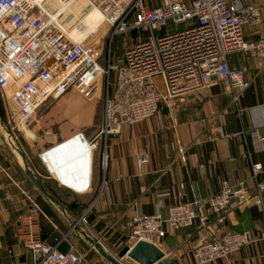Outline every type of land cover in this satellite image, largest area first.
Listing matches in <instances>:
<instances>
[{"label": "crops", "instance_id": "obj_1", "mask_svg": "<svg viewBox=\"0 0 264 264\" xmlns=\"http://www.w3.org/2000/svg\"><path fill=\"white\" fill-rule=\"evenodd\" d=\"M52 1L56 9L64 8L67 2ZM257 3L260 21L242 26L247 40L264 37V0ZM64 10L72 40L91 37L97 41L102 36L103 14L98 8L77 0ZM227 62L246 68L247 87L239 92L236 107L220 80L209 76L203 86L172 97L171 107L161 105L156 114L123 125L117 134L109 135L102 167L95 150L90 168L84 155L100 115L98 75L92 78L87 96L69 91L49 99L27 123L17 122L18 107L8 96H0V264L31 263L16 234L18 220L30 202L43 214L39 222L46 243L59 241L60 250L73 245L85 252L91 264H112L98 253L94 241L114 256L124 245L128 232L125 222L133 211L165 215L175 202L201 201L215 193L222 180L231 186L242 182L245 201L226 209L221 221L204 207H195L205 216L204 225L195 221L191 227L167 233L155 244L170 264H194L191 250L208 231H247L253 240L206 264H264V238L259 237L264 227V139L252 154V160L261 164L254 178L242 157L250 130L256 128L264 138V68L258 70L255 59L244 52L228 54ZM5 124L13 131H7ZM76 132L82 134L84 142L68 137ZM18 137L26 142L28 153L17 145ZM178 148L183 149V155H178ZM73 153L75 156L67 160V154ZM142 153L147 154V162L139 165L137 158ZM27 169L55 202L39 190ZM179 182L183 183L181 188ZM257 183L262 186L258 204L254 202ZM87 208L82 222L79 218ZM120 261L135 264L125 256Z\"/></svg>", "mask_w": 264, "mask_h": 264}, {"label": "built area", "instance_id": "obj_2", "mask_svg": "<svg viewBox=\"0 0 264 264\" xmlns=\"http://www.w3.org/2000/svg\"><path fill=\"white\" fill-rule=\"evenodd\" d=\"M76 1L67 0L64 8ZM82 1L103 14L102 35L108 41L105 52L88 50L85 38L72 40L65 26L68 15L64 8L56 9L52 0H0V96H7L9 91L18 107L17 122L27 123L49 99L69 91L87 96L92 78L98 75L100 115L95 133L87 141L89 168L98 141L103 142L102 167L109 135L117 134L123 125L130 126L156 114L161 105L171 107L172 97L203 86L209 76L220 80L236 107L239 92L247 87L246 68L229 66L228 54L244 52L255 59L258 70L264 68V37L247 40L242 34L243 25L260 21L257 0ZM117 36L123 37L122 43L113 49ZM247 134L249 144L242 157L254 178L261 164L252 160V154L259 150L264 138L256 128ZM78 135L82 136L76 132L68 137ZM177 152L183 155L184 151L178 148ZM146 162L147 154H140L137 163ZM182 186L179 182L178 187ZM256 186L254 202L258 204L262 186ZM245 199L242 182L231 186L222 180L215 193L201 201L175 202L167 207L165 215L133 211L125 222L128 232L124 245L130 247L138 240L155 244L167 233L191 227L195 221L204 225L205 216L198 213V206L221 221L226 209ZM87 211L88 208L79 218L82 222ZM42 215L38 205L30 202L18 220L17 239L29 252L30 264H91L85 252L73 245L60 250L59 241L46 243L41 237ZM259 237L264 238V227ZM251 240L247 231L210 230L191 250V256L194 264H206L229 256Z\"/></svg>", "mask_w": 264, "mask_h": 264}, {"label": "water", "instance_id": "obj_3", "mask_svg": "<svg viewBox=\"0 0 264 264\" xmlns=\"http://www.w3.org/2000/svg\"><path fill=\"white\" fill-rule=\"evenodd\" d=\"M78 138L84 142V139L81 135H78ZM74 156V153L67 154V160L72 159ZM24 166L26 167L25 163ZM26 172L28 176L35 182L39 190L47 198L55 202L52 197L44 190L41 184L35 179L33 173L28 169ZM94 247L103 258L107 259L112 264H123L120 259L124 256L135 264H170V260L164 256V253L159 247H157L152 242L144 240H138L130 247L126 245L121 246L114 256L106 252V250H104L97 241H94Z\"/></svg>", "mask_w": 264, "mask_h": 264}, {"label": "rangeland", "instance_id": "obj_4", "mask_svg": "<svg viewBox=\"0 0 264 264\" xmlns=\"http://www.w3.org/2000/svg\"><path fill=\"white\" fill-rule=\"evenodd\" d=\"M103 31H104V28H103ZM122 38H123L122 36H117L114 38L113 43H112L113 49L119 48L121 46ZM83 43L88 50H91L95 54L98 52H105V50L108 47L107 38L103 35L101 37H99L97 39V41H94L93 38H91V37H86L83 40ZM6 93H7V96L12 100V98L10 96V92L7 91ZM5 125H6L7 131L11 132L12 126L10 127L9 124H5ZM18 142H19V144L16 142L17 145L24 151V153H26V152L28 153V147H27L26 142L23 141L21 137H18ZM102 150H103V142H102V140H100V141H98V143L96 145V149H95V151L98 153V156H99L98 157L99 158V167H100V162H101L100 157H101ZM27 155H29V154H27ZM114 255H115V253H114Z\"/></svg>", "mask_w": 264, "mask_h": 264}, {"label": "bare ground", "instance_id": "obj_5", "mask_svg": "<svg viewBox=\"0 0 264 264\" xmlns=\"http://www.w3.org/2000/svg\"><path fill=\"white\" fill-rule=\"evenodd\" d=\"M88 144H86V151H85V153H84V155H86V156H88Z\"/></svg>", "mask_w": 264, "mask_h": 264}, {"label": "trees", "instance_id": "obj_6", "mask_svg": "<svg viewBox=\"0 0 264 264\" xmlns=\"http://www.w3.org/2000/svg\"><path fill=\"white\" fill-rule=\"evenodd\" d=\"M0 116L3 117L1 109H0Z\"/></svg>", "mask_w": 264, "mask_h": 264}]
</instances>
